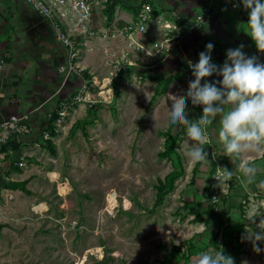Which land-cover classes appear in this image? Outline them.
<instances>
[{
  "label": "rangeland",
  "instance_id": "374dc122",
  "mask_svg": "<svg viewBox=\"0 0 264 264\" xmlns=\"http://www.w3.org/2000/svg\"><path fill=\"white\" fill-rule=\"evenodd\" d=\"M12 37L3 38L0 49L6 61ZM138 72L122 69L112 80L111 99L101 96L110 87L102 81L106 73L96 75L100 83L90 85L82 100L73 102L76 91L50 99L41 91L23 104L26 111L44 100L36 111L41 119L62 99L67 114L52 139H34L38 144L27 155L33 158L30 177L18 183L25 190L14 196L0 191V264H194L200 253L221 246L234 264H264V251L254 252L246 239L247 228L258 231L261 218L250 224L246 211L253 204L264 211V198L247 209L242 201L226 205L222 197L209 203L206 163L194 167L187 160L194 142L186 127L170 123L171 101L166 94L163 101L157 98L154 84L145 90ZM78 75L90 77L85 69ZM195 109L202 106L188 100V119H198ZM162 129L174 138L163 140ZM257 244L264 248V242Z\"/></svg>",
  "mask_w": 264,
  "mask_h": 264
},
{
  "label": "crops",
  "instance_id": "0c3cea01",
  "mask_svg": "<svg viewBox=\"0 0 264 264\" xmlns=\"http://www.w3.org/2000/svg\"><path fill=\"white\" fill-rule=\"evenodd\" d=\"M137 2L138 0H114L107 25L102 24V17L106 18L102 12L107 8L96 12L95 21L98 26L108 29L107 38L98 40L93 39V36L82 40L76 61L81 67V73L85 69L100 83L97 77L99 74L101 76L109 74L116 69L115 63L111 64L109 60L127 58L134 64L124 68V72H130L135 67L139 69L140 77L143 78L144 84H147L144 85L145 90L147 86L154 84L157 98L163 101L166 97L163 94L167 95L169 92L183 95L177 87L178 84H185L184 77L187 75L185 61L198 58V54L205 51L206 44L214 45L211 57L212 62L218 66H222L225 62L228 49L243 45L242 51L246 57H252L254 53L256 45L247 34L248 20L241 16V13L248 9L243 7L241 0H236L235 6H232L234 0H155L152 17L146 23L145 31L137 36L131 35L132 40L119 32L117 24L134 16ZM206 7L210 8V12L205 21L200 26H191L181 35L182 30L192 25L197 14ZM164 23H169L170 28H165ZM111 32L113 34L109 35ZM178 33L181 37L177 45L170 47L169 38ZM7 35L14 37H12L13 43L5 44L8 49L7 58L10 59L6 61L0 56V59L4 60L0 68V119L12 113L21 115V121H24L27 127V131L14 134L6 143L0 145V191L14 196L17 191L25 189L22 190L18 185L10 186V183L18 184L30 177L33 158H28L27 155H30L33 151L30 149H34L38 144L34 139L37 136L43 141L52 139V132H57L54 131L50 118L47 117L49 108H46L41 119L37 116L36 111L44 104V100L42 104L40 102L38 106L26 111L22 110L23 104H30V100L40 96L41 91L44 99L60 96L64 98L77 90L81 77L70 73L63 79V75L57 71L58 65L66 61V51L61 42L55 38L45 18L34 13L25 0H0V49L3 38L6 39ZM106 35L95 36L102 38ZM14 59L15 64H13ZM107 77L108 75L104 76L102 81ZM214 79L219 81L222 77L214 74ZM166 80L169 81L163 87ZM109 90H112L111 87H107L108 92ZM6 91L10 94L5 93ZM16 97L19 99H15ZM189 101L191 103L190 99ZM194 111L199 118L202 111L196 109ZM24 118H27L26 121ZM45 130L49 132L50 138H42V132ZM166 130L162 129L160 132L163 140L167 139ZM218 130L219 116L208 126L207 133L209 143L217 147V152L214 154L217 166L226 167L233 172L227 193L222 196L227 198L224 204L227 205L229 201L232 204L242 201L246 207L252 205L258 198L263 199L264 189H260L257 184L260 180H264V156L259 153H245L237 159L224 155ZM184 131L186 133V128ZM42 140L40 141L43 142ZM164 144L163 141V146ZM20 158L23 159L22 165L16 164ZM207 159L209 166L214 167L213 157L209 153ZM241 159L255 160L257 183H246V178L238 167ZM207 163L204 164L207 171L205 179L211 184L213 173L208 169ZM182 170L180 169L179 172H183ZM1 205L2 203H0V211L3 207Z\"/></svg>",
  "mask_w": 264,
  "mask_h": 264
},
{
  "label": "clouds",
  "instance_id": "9594fccd",
  "mask_svg": "<svg viewBox=\"0 0 264 264\" xmlns=\"http://www.w3.org/2000/svg\"><path fill=\"white\" fill-rule=\"evenodd\" d=\"M243 7L248 9L247 33L254 41L257 49L264 52V0H241ZM214 45H205V51L198 54V61H189L194 79L188 82L184 95L167 94L171 101L170 123L184 125L190 147L187 157L195 166L197 163H207L208 153L205 145L209 144L208 126L219 116V142L224 149V155L240 159L245 153H259L264 156V63L257 62L256 57H246L242 51L243 45L226 50V60L222 66L212 62L211 51ZM216 74L219 81L209 82L202 79ZM217 84L220 86L218 87ZM202 106V114L198 119L187 118V102ZM227 106V107H225ZM239 171L246 178L247 184L257 183V167L254 159H241ZM219 188H227L233 177L232 170L217 167L213 176ZM264 189V180L257 184ZM260 216L256 224L258 231L247 228L246 239L252 242L253 251L261 252L264 248L257 242H264V211L261 206L253 204L246 211V220L252 224ZM222 250H211L200 253L194 264H234V259Z\"/></svg>",
  "mask_w": 264,
  "mask_h": 264
},
{
  "label": "built area",
  "instance_id": "2783aa9c",
  "mask_svg": "<svg viewBox=\"0 0 264 264\" xmlns=\"http://www.w3.org/2000/svg\"><path fill=\"white\" fill-rule=\"evenodd\" d=\"M30 6L31 10L45 18L48 22L51 31L53 32L55 38L59 40L66 51V61L58 65L59 72H65L66 74L76 73L80 74L81 67L77 65L76 61L78 58V51L80 49V44L84 38L93 37L95 35H106L108 29L103 26H98L95 21V14L97 11L108 8L110 4L114 2V0H25ZM155 0H138L137 9L134 16L128 20H122L118 22L117 27L119 28V32L123 35H126L128 38L131 35L137 36V34L145 31L146 23L152 17V10ZM235 1L232 3V6H235ZM210 12V8L206 7L202 9L196 16L195 21L188 28L182 30L181 35H183L187 29L191 26H200L202 24L207 15ZM248 12L243 11L241 16L248 20ZM165 28H170L169 23H164ZM175 27V25H174ZM113 33H109L112 35ZM181 35L178 33L169 38V46L174 47L177 45ZM132 39V38H130ZM133 40V39H132ZM255 56L257 62L264 63V52L256 49ZM189 61L192 63H196L198 58H193L185 61L187 75L184 77L185 84L182 85V88L178 89V91H187L188 82L194 79L191 72V67L189 65ZM4 63L3 59H0V68ZM134 62L124 58L121 60H116L114 71L109 72V76L106 78V85H112V80L115 76H117L120 71L124 68H128L133 65ZM208 80L212 82L214 79V74L212 76L206 77L202 79V83L204 80ZM81 82L75 92L73 94L72 100L76 102L78 100H82L85 98L88 87L92 84L97 85L99 83L96 80V77H81ZM112 88V86H111ZM102 99L105 98L111 99L112 92L109 93L107 91V87H105L104 95H101ZM15 99H19L16 97ZM93 99L90 98L89 102L92 103ZM67 114L66 102L64 100L59 101L58 107L54 110L47 112V117L50 118V122L53 124L54 131L59 129V125L64 120V117ZM53 116V117H52ZM27 131V127L25 123L20 120V116L17 114H8L7 116L0 119V145L6 143L14 134H21L22 132ZM50 134L48 131L42 132V138L47 139L50 138ZM210 150V156L213 157V161L215 163V170L212 174L211 181V190L208 193L209 203H216L219 197L224 196L227 193V188H219L217 186V181L213 177L217 173V163L214 159L215 154V146L212 143L208 144ZM16 164L22 165L23 159L16 161ZM229 185V182H228ZM216 206H214V209Z\"/></svg>",
  "mask_w": 264,
  "mask_h": 264
},
{
  "label": "trees",
  "instance_id": "16d2710c",
  "mask_svg": "<svg viewBox=\"0 0 264 264\" xmlns=\"http://www.w3.org/2000/svg\"><path fill=\"white\" fill-rule=\"evenodd\" d=\"M112 6H113V4H110V5L108 6V10H106L107 12L109 11V15H110V12H111V10H112ZM168 81H169V80H166V81L164 82L163 87H165V86L167 85ZM163 89H164V88H163ZM52 117H53V116H52ZM166 132L169 133L167 130L165 131V133H166ZM167 133H166L167 139H168V138H174L173 136L170 137L169 134H167ZM179 170H180V169H179ZM211 181H212V179H211ZM16 185H19V184L10 183V186H16ZM211 185H212V184H209V189H208V191H207V195H208V193H209L210 190H211ZM22 189H23V185H22ZM161 193H162V188H161V186L159 185V186H158V189H157V194H158V195H161ZM207 198H208V196H207Z\"/></svg>",
  "mask_w": 264,
  "mask_h": 264
},
{
  "label": "bare ground",
  "instance_id": "6f19581e",
  "mask_svg": "<svg viewBox=\"0 0 264 264\" xmlns=\"http://www.w3.org/2000/svg\"><path fill=\"white\" fill-rule=\"evenodd\" d=\"M111 87V86H110ZM112 89V88H111ZM105 93V92H104ZM109 93H111V92H109Z\"/></svg>",
  "mask_w": 264,
  "mask_h": 264
}]
</instances>
